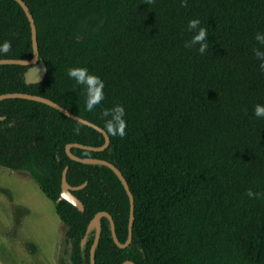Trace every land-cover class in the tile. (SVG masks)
Masks as SVG:
<instances>
[{"label":"trees","instance_id":"16d2710c","mask_svg":"<svg viewBox=\"0 0 264 264\" xmlns=\"http://www.w3.org/2000/svg\"><path fill=\"white\" fill-rule=\"evenodd\" d=\"M36 27L47 73L27 83L29 65L0 64V94L45 96L104 128V109L125 108L123 137L103 150L72 146L81 157L105 159L126 178L134 196L132 241L119 247L101 217L95 264H264V72L253 48L264 32V0H24ZM199 18L187 30L189 19ZM199 26L207 47L191 44ZM0 58L30 59V20L17 0H0ZM185 43L189 47H185ZM86 67L104 81L92 111L85 91L67 75ZM79 129L77 132L76 129ZM106 130V129H105ZM100 146L105 136L55 107L27 98L0 100V165L26 171L55 204L66 226L71 264H91L99 211L128 238L130 198L107 165L73 160L68 143ZM79 210L61 198L62 174ZM259 192L249 198L247 190Z\"/></svg>","mask_w":264,"mask_h":264},{"label":"rangeland","instance_id":"374dc122","mask_svg":"<svg viewBox=\"0 0 264 264\" xmlns=\"http://www.w3.org/2000/svg\"><path fill=\"white\" fill-rule=\"evenodd\" d=\"M65 229L28 172L0 165V264H71Z\"/></svg>","mask_w":264,"mask_h":264},{"label":"water","instance_id":"95a60500","mask_svg":"<svg viewBox=\"0 0 264 264\" xmlns=\"http://www.w3.org/2000/svg\"><path fill=\"white\" fill-rule=\"evenodd\" d=\"M17 1L23 7V9L25 10V12H26V14L30 20L31 29H32V41H33V48H34L33 57L30 59L0 58V64L14 63V64L29 65L28 69L25 71V74H24L25 80L27 83H37V82H40L41 80H43V78L45 77V75L47 73V65H46V62L42 58H40V55H39V46H38V39H37V27H36L35 19H34L32 13L30 12V9H29L28 5L26 4V2L24 0H17ZM14 97L27 98V99H32V100H36V101H40V102H44L46 104H49V105L55 107L56 109L60 110L62 113L68 115L69 117H71L75 120H78V121H80L86 125H89L95 129L99 130L100 132H102L104 134L105 142L100 146L86 145V144H81V143H77V142L76 143H68L66 145V152L73 160H76L79 162L105 164V165L109 166L118 175V177L122 181L125 189L127 190V193L129 194V198H130V215H129L128 238L125 242L122 243L117 237L115 222H114L112 215L106 211H99L94 215V217L89 222V224L87 226V232H86L85 236L82 238L81 245L83 246L85 244L87 233L91 229L96 228V235H95V238H94V241L92 243L91 250H90L91 264H95V256H94L95 248H96V245H97V243L100 239V236H101V217L107 216L111 222L112 234H113V238H114L115 243L119 247L128 246L130 244V242L132 241V236H133V220H134L135 201H134V196L130 190V187L128 185L126 178L124 177L121 170L115 164H113L112 162H110L108 160L100 159V158H93V157H81L79 155L74 154L71 151L72 146H79V147L89 149V150H103V149H105L110 143V137H109L107 131L104 128L100 127L99 125L95 124L94 122L89 121L88 119H85L81 116H78V115L72 113L67 108L63 107L59 103H57L54 100L47 98L45 96L26 93V92H8V93L0 94V100L4 99V98H14ZM85 184H86V182H84L81 185H77V186L71 185L67 180V167H65L63 174H62L61 198L69 201L70 203L75 205L79 210L83 211L84 210V204L74 194L73 191L84 187ZM122 264H136V263L132 260H126Z\"/></svg>","mask_w":264,"mask_h":264},{"label":"clouds","instance_id":"9594fccd","mask_svg":"<svg viewBox=\"0 0 264 264\" xmlns=\"http://www.w3.org/2000/svg\"><path fill=\"white\" fill-rule=\"evenodd\" d=\"M151 3L152 0H149ZM182 4H186V0H181ZM200 25L199 18H192L188 20L187 30L196 29ZM207 30L199 26L198 31L191 36L190 43L196 44L200 42L198 51L203 53L207 47L206 42ZM254 39L259 45L253 48V54L258 60V67L260 71L264 72V32H256ZM185 47H189L188 43H185ZM11 48L10 40L0 41V56L7 54ZM67 75L70 79H73L76 84L82 85L85 91V108L88 111H92L95 106L99 105L104 98V81L97 75L89 72L86 67L73 66L67 69ZM253 115L256 117L264 118V104H256L253 108ZM102 116L105 118L104 127L108 134L113 136L123 137L125 135L126 120H125V108L121 104H116L110 109H104ZM78 132L79 129L77 128ZM247 196L249 198H259L260 193L254 192L252 189L247 190Z\"/></svg>","mask_w":264,"mask_h":264},{"label":"crops","instance_id":"0c3cea01","mask_svg":"<svg viewBox=\"0 0 264 264\" xmlns=\"http://www.w3.org/2000/svg\"><path fill=\"white\" fill-rule=\"evenodd\" d=\"M64 227H65V225H64ZM59 245H60V244H59ZM59 245H58V246H59Z\"/></svg>","mask_w":264,"mask_h":264}]
</instances>
